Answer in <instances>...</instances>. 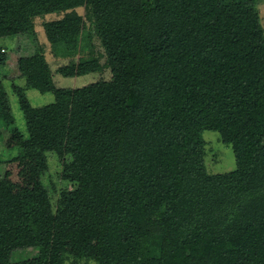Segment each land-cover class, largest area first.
Returning a JSON list of instances; mask_svg holds the SVG:
<instances>
[{
  "label": "trees",
  "instance_id": "1",
  "mask_svg": "<svg viewBox=\"0 0 264 264\" xmlns=\"http://www.w3.org/2000/svg\"><path fill=\"white\" fill-rule=\"evenodd\" d=\"M258 1L143 0L127 19L121 0H0V40L62 14L43 24L54 54H78L92 36L102 52L91 47L57 73H110L57 87L39 48L17 57L26 137L0 75V138L17 133L14 159L33 160L40 175L15 193L0 180V264H264ZM5 57L0 46V67ZM26 90L53 101L32 107ZM204 131L231 146L235 169L207 170ZM47 152L69 189L45 180ZM28 249L35 255L14 259Z\"/></svg>",
  "mask_w": 264,
  "mask_h": 264
},
{
  "label": "rangeland",
  "instance_id": "2",
  "mask_svg": "<svg viewBox=\"0 0 264 264\" xmlns=\"http://www.w3.org/2000/svg\"><path fill=\"white\" fill-rule=\"evenodd\" d=\"M143 0H121V6L124 10L125 17L131 19L141 12V5ZM256 9L258 11V17L260 24L264 29V0L257 2ZM74 11L83 16L84 7H78ZM63 15L54 13L46 14L34 18V35H24L13 38H3L0 40V46L4 48L6 57L5 63L0 67V75L2 77L3 86L7 94L8 102L11 108V112L14 118V123L18 130L27 136V131L24 123L22 112L18 107L17 96L12 90V84L22 85L23 79L17 78L18 70L16 66L17 57L20 55L31 54L35 48H39L42 54H44L46 61L48 62L53 75V82L57 87L76 88L87 83L96 81L98 78L108 79L110 73L108 69H104L99 73H90L80 77L68 78L62 77L57 73V68L61 65L68 64L70 60L76 61L80 56H87L86 52L91 47L94 48L95 54L98 55L102 52V49L96 40L95 36H92L91 43L84 41L81 52L74 54L71 57H64L59 54H54L49 42L46 39L43 24L47 21H52L61 18ZM84 18V16H83ZM86 22V20H85ZM83 32H88V22ZM87 38V37H86ZM103 62V58H101ZM25 95L32 107L42 106L53 101V95L51 92H38L34 90H26ZM202 137L205 141V164L206 168L211 173H223L228 172L236 167V161L231 149V146L223 143L219 139V135L214 131H204ZM17 133H12L4 130L3 136L0 138V180L3 181L12 192H19L21 189L31 187L34 181L40 176L38 167L31 159L15 160L17 155L16 145ZM47 171L44 174L46 181L52 180L57 190L64 188L69 189L71 186L61 179L59 173L61 171V165L57 161L58 158L54 153L47 152ZM36 253L33 249H28L21 252H15L14 259H26L34 256ZM65 264H70L65 262ZM79 264H95L92 261L86 263L79 262Z\"/></svg>",
  "mask_w": 264,
  "mask_h": 264
}]
</instances>
